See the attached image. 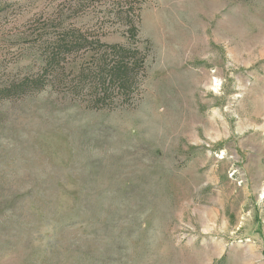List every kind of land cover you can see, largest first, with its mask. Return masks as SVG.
<instances>
[{
	"label": "rangeland",
	"instance_id": "rangeland-1",
	"mask_svg": "<svg viewBox=\"0 0 264 264\" xmlns=\"http://www.w3.org/2000/svg\"><path fill=\"white\" fill-rule=\"evenodd\" d=\"M75 1L0 0V90L20 33ZM138 1L132 107L0 99V264H264V0Z\"/></svg>",
	"mask_w": 264,
	"mask_h": 264
},
{
	"label": "trees",
	"instance_id": "trees-1",
	"mask_svg": "<svg viewBox=\"0 0 264 264\" xmlns=\"http://www.w3.org/2000/svg\"><path fill=\"white\" fill-rule=\"evenodd\" d=\"M86 9H98L102 15L86 28L67 23L68 10ZM139 10L138 0H77L34 19L20 33V56L29 57L31 65L20 80L0 90V99L24 100L49 91L60 103L86 110L132 107L149 51L138 37ZM114 23L125 28L124 42L108 44L106 25Z\"/></svg>",
	"mask_w": 264,
	"mask_h": 264
}]
</instances>
